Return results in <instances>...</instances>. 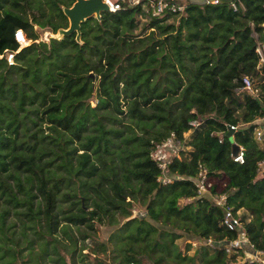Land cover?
<instances>
[{
	"label": "trees",
	"instance_id": "1",
	"mask_svg": "<svg viewBox=\"0 0 264 264\" xmlns=\"http://www.w3.org/2000/svg\"><path fill=\"white\" fill-rule=\"evenodd\" d=\"M74 2L0 0L3 213L22 204L32 212L38 200L52 242L61 223L94 232L105 222L111 247L96 245L117 264H231L237 256L238 264H262L207 240L224 244L242 228L252 248L264 251V66L255 51L264 41V0H241L236 9L187 1L182 12L162 16L148 4L121 3L83 21L78 40L76 32L41 39L40 31L68 28L63 7ZM244 76L258 92L240 90ZM168 139L173 147L161 148ZM234 143L243 163L234 161ZM54 164L75 186L61 198L85 192L86 208L60 212V185L48 177ZM202 172L226 178L223 207L213 201L215 184L198 194ZM226 206L241 211L238 230L224 227ZM181 238L186 250L195 243L191 254Z\"/></svg>",
	"mask_w": 264,
	"mask_h": 264
},
{
	"label": "rangeland",
	"instance_id": "2",
	"mask_svg": "<svg viewBox=\"0 0 264 264\" xmlns=\"http://www.w3.org/2000/svg\"><path fill=\"white\" fill-rule=\"evenodd\" d=\"M137 31L138 29L134 30V32ZM40 32V38L45 41L50 36H53V34L46 31ZM58 35L59 33L56 36ZM26 44L27 41L21 47ZM257 67L261 68L259 62ZM91 103L94 105L95 100ZM258 121L263 123L264 119ZM177 147L176 149H179V145ZM170 154L171 156H176L177 151H170ZM59 165L54 164L48 177L52 182L60 185L61 191L58 195L60 212H65L69 209L78 210L81 206L86 208L85 192H83L81 198H72L70 200L61 198L62 194L71 195L75 193V186L68 180L67 173ZM225 182V177L213 179L205 176V180H203L204 188L206 189L208 184H215L217 193L221 191ZM4 209V207L0 208V264H92L95 262V258L101 259L95 264H117V261L110 262L108 256L109 250L107 249L111 245L106 243V241L111 228L105 222L97 223L94 232L84 226H72L61 223L58 233L54 235L55 242H52L47 240V231L42 224L41 217L38 215V209H40L38 200H33L32 212L28 210V206L25 204L17 208H8V213H3ZM242 231V228L239 229V232ZM177 242L183 252L192 253L195 243H191L192 248L186 250L185 243L189 242L188 240L181 238ZM96 243H106L108 248L105 249L104 246L96 245ZM247 257L244 254V259H255L251 254H248ZM240 261L241 257L237 256L236 261H232L231 264H238Z\"/></svg>",
	"mask_w": 264,
	"mask_h": 264
},
{
	"label": "built area",
	"instance_id": "3",
	"mask_svg": "<svg viewBox=\"0 0 264 264\" xmlns=\"http://www.w3.org/2000/svg\"><path fill=\"white\" fill-rule=\"evenodd\" d=\"M102 1L106 3L109 11L118 10L121 7V3H126L128 6H134L137 4H142L143 6H146L148 4L152 8V13L154 15L162 16L163 14L169 13V12H182L188 0H102ZM212 3L216 4L219 2L218 0H214ZM230 4L234 9H236L237 7H243L241 0H232ZM252 35L255 39H257L256 33H252ZM15 38H16V41L19 43L20 47L22 44L26 42L22 34V31L20 30L16 32ZM255 51L258 56V62L261 64V66H264V41H257V46H256ZM11 58H12V55L9 54L7 57V60L10 64L12 63ZM240 90L251 92V93L258 92V90L254 88L253 80L249 76H244L242 78ZM230 129L232 131H235L236 128L231 126ZM261 134H262V130H258L256 133V136L258 139H260ZM163 147H166L167 149H169V147H173L171 139H168L167 142L162 143L161 148ZM175 150L177 151L176 148ZM159 154H160L159 150H157V153L156 152L154 153L155 156ZM234 161L238 163H243V147L241 145H238V151L234 155ZM159 166L161 167L162 170L165 169L164 162L159 163ZM258 171L261 174H264V160L258 163ZM205 176L209 177L206 175L205 172H202L201 176L195 181L196 186H197V192L199 195L209 194V191L211 188L210 184H208L207 189L204 188L203 180H205ZM160 180L164 183H167V182H170V177L168 175L163 174ZM213 201L214 203L223 207L226 202V194L217 193L216 195L213 196ZM223 225L228 230H238L241 226L238 211L234 212L232 207L226 206L224 209ZM207 243L210 245H217L219 247H223L225 248L226 252L230 253L235 248H241L243 250L244 244L249 243V242L246 239L245 234L242 231L239 234L237 239L224 240L223 241L224 244H222V242L220 241L215 242L211 239H208ZM258 253L264 256V251H260ZM252 260H256L264 264V261L261 262L259 259H252Z\"/></svg>",
	"mask_w": 264,
	"mask_h": 264
},
{
	"label": "water",
	"instance_id": "4",
	"mask_svg": "<svg viewBox=\"0 0 264 264\" xmlns=\"http://www.w3.org/2000/svg\"><path fill=\"white\" fill-rule=\"evenodd\" d=\"M214 0H188V2L205 5L206 3H212ZM232 0H218L219 3H231ZM108 11V6L102 0H75L71 7H63V12L67 16L69 26L67 29H60L59 35H53L52 37L61 38L64 35L76 32V39L80 37V24L89 19L90 17L99 18L101 12ZM57 33V34H58ZM227 135L232 137L233 132L229 130ZM238 151V145L233 144V155Z\"/></svg>",
	"mask_w": 264,
	"mask_h": 264
},
{
	"label": "crops",
	"instance_id": "5",
	"mask_svg": "<svg viewBox=\"0 0 264 264\" xmlns=\"http://www.w3.org/2000/svg\"><path fill=\"white\" fill-rule=\"evenodd\" d=\"M243 252L246 258H248V254H251L255 257V259H259L261 262L264 261V256L260 255L257 251H255L249 243L244 244Z\"/></svg>",
	"mask_w": 264,
	"mask_h": 264
},
{
	"label": "clouds",
	"instance_id": "6",
	"mask_svg": "<svg viewBox=\"0 0 264 264\" xmlns=\"http://www.w3.org/2000/svg\"><path fill=\"white\" fill-rule=\"evenodd\" d=\"M231 130V129H230ZM232 131V130H231ZM178 148V147H177ZM239 213V212H238Z\"/></svg>",
	"mask_w": 264,
	"mask_h": 264
}]
</instances>
